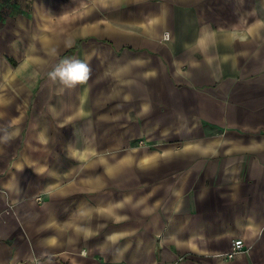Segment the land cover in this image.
Instances as JSON below:
<instances>
[{
	"label": "crops",
	"instance_id": "0c3cea01",
	"mask_svg": "<svg viewBox=\"0 0 264 264\" xmlns=\"http://www.w3.org/2000/svg\"><path fill=\"white\" fill-rule=\"evenodd\" d=\"M0 264H264V0H0Z\"/></svg>",
	"mask_w": 264,
	"mask_h": 264
},
{
	"label": "built area",
	"instance_id": "2783aa9c",
	"mask_svg": "<svg viewBox=\"0 0 264 264\" xmlns=\"http://www.w3.org/2000/svg\"><path fill=\"white\" fill-rule=\"evenodd\" d=\"M169 34L165 35V38H168ZM247 251V248L245 246V242L242 238H236L232 244V248L229 252L224 256L228 259L234 258L235 256Z\"/></svg>",
	"mask_w": 264,
	"mask_h": 264
},
{
	"label": "snow or ice",
	"instance_id": "6c2138e0",
	"mask_svg": "<svg viewBox=\"0 0 264 264\" xmlns=\"http://www.w3.org/2000/svg\"><path fill=\"white\" fill-rule=\"evenodd\" d=\"M83 67L81 66V67H78V68H76L75 70H74V75H76V76H81L82 75V73H83Z\"/></svg>",
	"mask_w": 264,
	"mask_h": 264
},
{
	"label": "rangeland",
	"instance_id": "374dc122",
	"mask_svg": "<svg viewBox=\"0 0 264 264\" xmlns=\"http://www.w3.org/2000/svg\"><path fill=\"white\" fill-rule=\"evenodd\" d=\"M65 55V54H64ZM63 55V56H64ZM69 55V54H68ZM68 55L67 56H65L63 59H62V61H65L66 59H68ZM56 67H59V64L56 66ZM61 81H63V80H61ZM57 87H60L59 85H57ZM42 200H43V198H42Z\"/></svg>",
	"mask_w": 264,
	"mask_h": 264
},
{
	"label": "trees",
	"instance_id": "16d2710c",
	"mask_svg": "<svg viewBox=\"0 0 264 264\" xmlns=\"http://www.w3.org/2000/svg\"><path fill=\"white\" fill-rule=\"evenodd\" d=\"M69 52H70V51H68V52L64 55V57L67 56V55L69 54Z\"/></svg>",
	"mask_w": 264,
	"mask_h": 264
},
{
	"label": "clouds",
	"instance_id": "9594fccd",
	"mask_svg": "<svg viewBox=\"0 0 264 264\" xmlns=\"http://www.w3.org/2000/svg\"><path fill=\"white\" fill-rule=\"evenodd\" d=\"M84 70V69H83Z\"/></svg>",
	"mask_w": 264,
	"mask_h": 264
}]
</instances>
